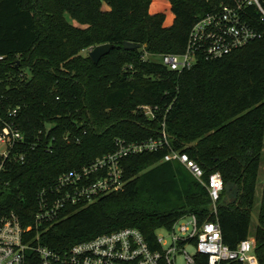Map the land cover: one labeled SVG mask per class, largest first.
Here are the masks:
<instances>
[{"label": "trees", "instance_id": "1", "mask_svg": "<svg viewBox=\"0 0 264 264\" xmlns=\"http://www.w3.org/2000/svg\"><path fill=\"white\" fill-rule=\"evenodd\" d=\"M153 1L0 0V132L14 123L25 135L9 158L0 159V215L14 210L30 223L39 193L61 175L115 151L118 138H158L165 123L171 148L202 165L204 182L222 174L217 212L206 184L181 162L165 161V147L125 157V187L70 206L48 244L65 249L124 227L139 228L152 242L159 228L195 214L200 221L217 220L232 248L254 237L264 264V183L258 199L264 155L261 12L255 4L242 10L260 36L179 72L145 53L184 52L200 19L239 0H168L171 25L166 13H150L158 4ZM126 41L139 48L125 49ZM105 43L115 48L99 63L83 53ZM143 105L155 109V118Z\"/></svg>", "mask_w": 264, "mask_h": 264}, {"label": "built area", "instance_id": "2", "mask_svg": "<svg viewBox=\"0 0 264 264\" xmlns=\"http://www.w3.org/2000/svg\"><path fill=\"white\" fill-rule=\"evenodd\" d=\"M257 5L264 20L261 0H239L238 5H223L200 19L192 28L187 46L181 53L160 54L162 63L170 70L182 72L191 69L201 58H222L246 46L260 36L258 30L242 17L244 5ZM148 52L144 57L153 58ZM3 57L0 56V59ZM150 118L156 113L149 105L142 106ZM18 113L14 109L12 115ZM158 138L128 141L118 138L117 149L97 158L90 165L61 175L55 185L38 195V206L30 223H25L14 210L0 215V264H179L184 255L187 264H261L255 252L256 239H244L232 248L223 240L217 220L200 221L195 214H187L172 227H161L150 241L137 227H124L103 233L69 248H54L48 244L52 228L67 217L70 206L90 204L102 195L125 187L122 160L130 155L155 152L165 147V161L181 162L198 180L204 182L202 165L188 153L171 148V136L163 124ZM24 133L14 123H8L0 132V142L6 145L1 157L5 160L16 144L23 142ZM24 159V156L21 157ZM3 164H0V171ZM213 200L214 213L225 182L216 171L204 182ZM165 229L168 237L158 231ZM193 245L195 253L187 247Z\"/></svg>", "mask_w": 264, "mask_h": 264}, {"label": "rangeland", "instance_id": "3", "mask_svg": "<svg viewBox=\"0 0 264 264\" xmlns=\"http://www.w3.org/2000/svg\"><path fill=\"white\" fill-rule=\"evenodd\" d=\"M154 1H157L158 4L157 6L154 8L153 7V3L150 7V13L151 14H156V13H160V12H164L167 14V18H166V24L167 25H171L173 24L174 22V19H175V16L171 10V4L168 0H154ZM153 1V2H154ZM105 9H109V6H104ZM75 24H78L76 21H74ZM95 47V46H93ZM93 47H90L89 49L85 50L83 53L84 54H89L90 52V49H92ZM152 60L154 61H158V62H161L162 61V58L161 56H154L152 58ZM125 68V67H124ZM6 145L5 144H2L0 142V159H1V155L2 153L6 150ZM264 181V155H263V161H262V166H261V171H260V180H259V189H258V199H259V202L261 201L262 199V193H263V189H261V187L263 186L262 183ZM160 234L168 237L169 235V232L165 229H161L158 231ZM187 250L191 253V254H194L195 253V247L193 245L191 246H188L187 247ZM178 263L179 264H187V260L186 258L184 257V255H180L178 256Z\"/></svg>", "mask_w": 264, "mask_h": 264}, {"label": "water", "instance_id": "4", "mask_svg": "<svg viewBox=\"0 0 264 264\" xmlns=\"http://www.w3.org/2000/svg\"><path fill=\"white\" fill-rule=\"evenodd\" d=\"M113 48H115V44H112V43L100 44L90 49L89 55L95 63H99L102 57L109 54ZM124 48L125 49H137L139 48V45L133 42H130V41H126L124 43ZM252 215L255 221L257 222V224L261 225V222L257 214L253 212Z\"/></svg>", "mask_w": 264, "mask_h": 264}, {"label": "crops", "instance_id": "5", "mask_svg": "<svg viewBox=\"0 0 264 264\" xmlns=\"http://www.w3.org/2000/svg\"><path fill=\"white\" fill-rule=\"evenodd\" d=\"M263 183H264V181H263ZM263 183H262V185H263ZM261 189H263V186L261 187Z\"/></svg>", "mask_w": 264, "mask_h": 264}]
</instances>
